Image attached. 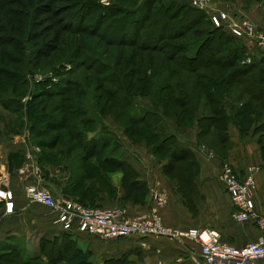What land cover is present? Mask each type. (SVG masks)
I'll list each match as a JSON object with an SVG mask.
<instances>
[{
  "label": "trees",
  "instance_id": "trees-1",
  "mask_svg": "<svg viewBox=\"0 0 264 264\" xmlns=\"http://www.w3.org/2000/svg\"><path fill=\"white\" fill-rule=\"evenodd\" d=\"M154 1L142 0L135 8L103 4L99 0L43 1L41 9L53 14V26L39 32L27 30L26 34V41L40 39L35 51H27L26 59L30 60L40 53L42 61L34 64L33 69H25L23 73L12 71L13 74L0 61V81L2 78L7 81L17 78L22 84L29 85L28 95L31 98L21 104V99L15 98L0 83V107L5 110L1 111L4 114L21 113L23 121L26 117L24 126L29 130L30 141L41 150H47V153L41 152L38 156L40 167L44 166L42 161L48 152L56 149L64 157L74 155L83 161L101 153L106 147L114 151L119 141L106 121L108 107L111 110L118 108L116 119L127 117L123 121L124 133L128 134L135 127L141 135L137 141H146L156 153L167 152L166 157L171 166L174 161L186 159L191 152L177 146V138L165 121L167 117H173L179 125L187 124L184 123L186 120L194 124L196 120L203 135L214 124L220 121L228 124L229 120L237 118L243 126L247 125V121L256 122V129L264 125V57L253 56L252 62H245V44L222 27H199L208 25L210 19L206 12L191 6L188 0H165L152 15ZM18 3L26 4L29 13H32L33 6L34 14L39 2L35 4V0H19ZM60 3V7H55V4ZM95 11H99V14L92 22H88ZM31 22L33 26L38 25ZM4 31L1 26L0 32ZM123 46H131L135 51L127 52ZM63 51H66L64 57ZM52 56L57 58V64L48 68L43 80H36L35 76L40 74L36 72L39 64ZM67 65L71 67L67 68ZM81 68L85 69V75L70 79L69 76ZM255 70V84L254 79L243 78ZM233 86L243 89L248 98L242 96L241 107L234 109L233 115L231 112V115H227L223 99L218 97V90L229 92ZM74 88H79L78 95L87 98L91 95L90 99L95 101H82L72 96L70 91ZM137 96L150 97L152 109L141 107L137 103ZM54 97L59 99L53 109L47 112L45 103ZM15 101L20 106L18 103V107L15 106ZM213 104L217 107H213L210 114L205 113L197 118L196 112L200 105L207 108ZM63 110L70 111V117L62 116L60 113ZM2 113L0 121H3ZM24 126L12 131L17 132ZM61 130H65L63 134L48 136L51 132ZM78 140L82 147L76 143ZM113 161L123 172L126 171L123 187L127 190L132 188L124 195V200L137 202L144 199L147 192L144 184L137 183V173L121 159H104L108 165ZM191 161L192 165H196L195 159L191 158ZM44 163L51 165L49 159ZM127 171L134 175L127 174ZM185 173L189 174V170L185 169ZM44 175L49 176L48 173ZM83 177H86L85 174L75 177L70 175L62 187L63 195H74L82 202L91 203L95 199L93 188L86 185ZM127 178L132 180L130 184ZM137 184L140 185L139 195L136 193ZM63 238H71V235L65 234ZM55 243L41 237L38 249L33 254L24 252L19 240L14 244L0 243V264H17L13 259L15 254L22 259L18 264H61L63 261L90 264L91 252L83 253L84 262L75 263L72 262L73 255L81 252V249L74 244L70 252L71 245ZM51 250L55 251L54 257H49ZM66 252L71 254L68 256ZM44 257L48 258V262L44 261ZM126 260L124 257L104 264H127Z\"/></svg>",
  "mask_w": 264,
  "mask_h": 264
},
{
  "label": "crops",
  "instance_id": "crops-1",
  "mask_svg": "<svg viewBox=\"0 0 264 264\" xmlns=\"http://www.w3.org/2000/svg\"><path fill=\"white\" fill-rule=\"evenodd\" d=\"M259 6L252 4L248 13L264 25V7L258 9ZM137 103L145 109L153 107L150 97H143ZM225 109L227 115H230V109ZM166 119L170 131L177 138V146L190 151L191 155L172 162L171 166L169 158L159 157L146 141L131 142V145L122 140L120 143L124 146L118 144L113 157L127 162L137 173V183L144 184L146 198L137 204L132 201H111L108 192L104 191L100 196L95 195L94 202L106 208H122L129 216L140 215L150 210L151 193L157 191L165 195L161 215L166 224L182 229L214 228L223 241L236 246L255 241L259 236L257 224L253 220L237 223L232 219L230 195L220 176L225 162L230 163L242 176L249 165L256 166V211L264 213V125L260 129H256V122L243 126L237 118L229 120L222 133L212 126L207 133L208 136L212 133L216 135L211 145L202 140L205 135L201 133L196 120L194 125L187 127L179 125L173 117ZM34 146L41 151L39 146L30 141L26 126L14 132L3 121L0 122V189H10L14 195L12 212L7 211V201H0L1 244H14L17 240L21 243V240L27 238L26 246L20 245L24 252H27L32 241L29 238L37 240V247L41 237L57 242L58 245H71L70 252L75 244L81 249V252L73 255L72 262L75 263L84 262L83 253L89 251L90 264H104L124 257L132 264H206L200 257L199 245L187 238L132 236L104 240L98 236L62 230L54 222V215L49 208L30 201L26 195L25 185L38 182L52 190L57 198L64 196L63 185L49 181L50 175L44 177L45 172L38 163L40 153L35 152ZM29 152L32 155L30 160L27 159ZM191 158L195 159L196 165H192ZM26 166L28 169L24 170ZM44 168L50 169V165L46 164ZM185 169L189 170V174L185 173ZM123 176L122 172L113 175L117 186ZM138 188L139 184L137 191ZM65 234L71 235V238L64 239ZM67 254L69 256L71 253Z\"/></svg>",
  "mask_w": 264,
  "mask_h": 264
},
{
  "label": "rangeland",
  "instance_id": "rangeland-1",
  "mask_svg": "<svg viewBox=\"0 0 264 264\" xmlns=\"http://www.w3.org/2000/svg\"><path fill=\"white\" fill-rule=\"evenodd\" d=\"M18 1L19 0H14L13 2H6V0H0V27L3 26L5 29L4 32H0V37H1L0 38V61H2L5 65L9 67L8 68L7 66H5L4 68L11 69V73L12 71L13 72L18 71V72L23 73L25 72L24 71L25 69H33L35 67L34 64L42 61V58L40 57L41 56L40 53L39 55L35 54L32 58H30V60L28 58L26 59L27 51L29 49L35 51V49L37 48V42H40V39L38 38L37 40H34V41H30V40L26 41L27 30L28 31L33 30L34 32H39L41 31V29H44L46 27L47 28L52 27L54 23V21L52 20L53 14L45 12V10H42L40 6V4L43 3V1H48V0H41V1L35 0V4H37L38 2L39 3L37 4L35 8L34 14H33V6L31 9L32 13L31 11L29 13V11L25 8L26 4L18 3ZM99 1L103 4L112 3L114 4V6L124 5L128 8H135V6L142 0H99ZM194 1L200 2L201 6L197 7L194 4ZM164 2L165 0L154 1V5L152 6L153 7L152 15L155 14V9L160 7ZM188 2L191 6L196 7L199 10L206 12V16L210 19L209 24L208 25L204 24V26H199L202 28L204 27V29L205 28L210 29V27L212 28L213 26H215V24L212 22L211 16L218 12H226V13H229L231 16L236 15L237 18H239L238 20H241L242 22L244 19H246V17H248L252 19L253 21H255L256 23H258L259 25H261L259 22H257L255 19L251 17V15L249 14L250 13L249 11L251 9L252 4H257L258 6L263 5L264 0H188ZM61 5H62L61 3L55 4V7H60ZM263 7L264 6H259L258 9H261ZM98 14H99V11H95L91 13L90 17L88 18V22L89 21L92 22V20H94ZM31 21L37 23L38 25L33 26ZM39 24L41 26H39ZM261 26H264V25H261ZM128 32L130 31L128 30ZM64 35L66 36V34ZM11 39H13V41H11ZM22 41H24V44L20 45ZM123 48L127 52L135 51V49L131 46H123ZM65 50L67 51L68 49H65ZM66 51L62 52L63 57L66 55ZM36 55L38 56L36 57ZM54 64H57V58L54 56L49 57L48 60H45L39 64L36 72L44 76L47 73L48 68ZM85 73H86L85 69L81 68V69H78L77 72H75V74L70 75L69 77L70 79L71 77L75 78L76 76L81 78L82 74L85 75ZM243 78L245 79L250 78L251 80L254 79L253 81L255 82L253 83L255 84L257 81L256 70L253 72H248ZM0 83L3 86V88H5L6 91L14 95L15 98L21 99V102H20L21 104H24L27 102L25 99L29 96L28 95L29 85L22 84L20 80H17V78L12 79V80L10 79L8 81L6 80V78H2V81H0ZM92 84H93V80L91 81L89 86L91 87ZM8 92H3V93L8 94ZM78 92H79V88H74V90L70 91V94L74 97H79L80 99H83L82 101H90V102L95 101V100L90 99L92 98L91 95H89L88 96L89 98H87V96L85 97V96L78 95ZM218 94H219L218 97L223 99L225 107H228L230 109L232 115H233V112H235L234 109L241 107L242 105L241 102L243 101L241 97L244 96L245 99L248 98L247 97L248 95L243 92V89L237 86H233L229 90V92H225L219 89ZM105 98L106 96L103 99ZM141 98H143V96H137L136 100L138 101ZM58 99L59 98L57 97L49 99V101L45 103V107H47L45 110L49 112L50 109H53V106L57 103ZM204 99H206V97H204ZM17 103H18V106H20V103L16 101H15V106H17ZM111 104L109 106H111ZM213 107H217V106L213 104L205 108L204 105H200L199 108L197 107L198 111L196 112V115H198L199 117L202 114L204 115L205 113L210 114L211 112L210 110L213 109ZM2 110L3 109L0 107V117H1ZM65 110H63L60 114H62V116L69 115L70 117V111L68 110L65 111ZM116 113H119L117 107H114L112 110L108 107L105 117H106V121L108 125L110 126V129L115 131V133L118 136L119 143L117 142V144H119L120 146H124L120 143L122 140H124L125 142L131 145H132L131 142L137 143V139H141V135L137 133V130H135V127H132V130H130L128 134L124 133L123 121L126 120L127 117L121 116V118L116 119ZM10 114L11 113L9 114L2 113V118H1L10 130H14L17 127H21L25 125L26 117L24 118V121H23V115L21 113H16L12 115ZM165 121L167 122V119ZM169 121L171 122V120ZM206 122L208 123V121ZM184 123H187V124H184L187 127H188V124L189 126L194 125L191 120H186ZM246 124L251 125L252 122L249 123V121H247ZM213 126L214 128L219 129V128L227 127L228 124H226L224 121H220L219 123H216ZM64 131L65 130L51 132L49 133L48 136L55 135V133L63 134ZM212 134L213 135H210V136L206 134L202 138V140L205 143H209L212 145L214 142V137L216 136L214 135V133ZM90 135H92V133H90ZM220 139H222V136L220 137ZM155 140L156 138L153 139V141ZM157 141H159L158 137H157ZM76 143H79L80 147H82L80 140L76 141ZM75 148H79V146H76ZM35 150H36L35 152L37 153H41V152L47 153V150H41V151L38 149H35ZM56 153H57V149L49 151L48 155L44 159V162L47 159H49V161L51 162L50 169H45L44 166H46L47 163H44L42 161V164H44V166L41 168L43 172L49 173L50 175L49 181L55 184L57 183L59 185H64L70 175L75 177L77 174L79 176L82 174H85L86 177H83L82 179L85 180L86 185L91 186L93 188L94 196L95 195L100 196L102 193H104V191H107L109 197L111 198V201L112 200L113 201L114 200L129 201V200H124V195L127 194L129 191H132V188L129 187L127 190L125 187H123L122 185L123 183H121L122 181L119 183L118 186L113 181V175L115 173L117 172L124 173L126 171L123 172V169L118 168L117 167L118 164L116 161H113L112 163H110V165L104 163L105 157H112V159L114 160L118 159L115 156L113 157L114 151H111V147H106L101 153L90 156L89 158L86 159L87 161L80 160L77 156H74V155L67 158L66 156L64 157L62 154H59V153L56 154ZM166 154L167 152H160V154L158 153L159 157L161 158H165ZM128 173H131L132 175H134V173L131 171L130 172L127 171V174ZM127 180L129 184H130V181H132L131 179H128V178ZM136 193L139 195V191H137ZM118 195H120L119 198H118ZM64 197L72 198L88 206L101 205V204L96 203V201L95 202L93 201L91 203L82 202L78 197H74V195H66V196L64 195ZM142 200H138V201H142ZM137 202H134V204H137ZM29 239L32 241H30V245H28L26 253L33 254L34 252H36L35 250L38 249L37 240L35 238H29ZM27 243H28L27 238H24L23 240H21L20 245L23 244V247H24L26 246ZM49 254H50L49 257H54L55 251L51 250L49 251ZM13 259L15 260V262H17V264L22 261V259L19 258L16 254H15V258ZM44 261L48 262V258H44ZM125 262L127 264L133 263L129 260H126ZM63 264H69V263H63Z\"/></svg>",
  "mask_w": 264,
  "mask_h": 264
},
{
  "label": "built area",
  "instance_id": "built-area-1",
  "mask_svg": "<svg viewBox=\"0 0 264 264\" xmlns=\"http://www.w3.org/2000/svg\"><path fill=\"white\" fill-rule=\"evenodd\" d=\"M194 4L197 7L201 6L198 1H194ZM211 19L216 27H222L245 44L247 50L245 62H252L253 56L264 57V26L248 17L242 22L236 15L231 16L226 12H218L212 15ZM70 67L67 65V68ZM35 78L40 81L44 79V76L37 74ZM30 98L28 96L25 100ZM31 158L32 155L29 152L27 159ZM27 169L28 166L24 170ZM256 172L257 167L249 165L242 176L230 163L225 162L220 176L230 195L232 219L237 223L253 220L259 230L258 238L243 246L223 241L214 228L182 229L166 224L161 215L165 195L157 191L151 193L150 210L133 216L127 215L122 208L88 206L72 198L64 196L57 198L52 190L38 182L25 185V192L30 201L49 208L50 213L54 215V222L67 232L98 236L104 240L132 236L187 238L199 245L200 257L206 264H264V213L256 211L255 196L258 187ZM13 196L12 190L0 189V201H7L8 212L14 209Z\"/></svg>",
  "mask_w": 264,
  "mask_h": 264
}]
</instances>
